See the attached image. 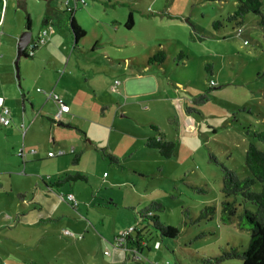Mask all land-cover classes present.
Segmentation results:
<instances>
[{
  "label": "rangeland",
  "instance_id": "1",
  "mask_svg": "<svg viewBox=\"0 0 264 264\" xmlns=\"http://www.w3.org/2000/svg\"><path fill=\"white\" fill-rule=\"evenodd\" d=\"M16 1L8 3V32L0 28L2 34L11 35L9 31H20L19 26L25 25L26 13ZM69 1L73 6V0ZM84 1L85 6L74 11L85 31L79 52L72 51L69 17L65 16L64 24V15L58 14L65 28L48 36L57 49L51 58L47 54L49 62H57L63 46L68 48L70 62L65 70L53 71L49 62L44 64L41 47L33 58L19 59L17 79V36L12 45L0 34V94L8 101L11 126L17 125L12 135L0 128V264H241L239 260L216 262L231 248L244 251L249 240V232L237 227L242 209L239 198L225 200L222 196L221 167L247 177L243 161L248 132L264 130V29L258 17L246 15L241 26L229 22L236 8L234 0ZM56 2L58 6L62 0ZM44 9L36 0L27 6L32 38L43 28ZM129 16L132 26L128 29ZM95 46L98 49L90 54ZM158 51L165 54L164 63L149 65L148 58ZM89 57L95 62L94 82L100 90L106 88L107 77L125 83L131 76L123 93L127 104L113 96L108 124L114 131L111 149L127 151L128 156L116 167L98 154L97 161L80 168L88 172L89 182L67 183L50 194L43 193L48 204L40 208L35 184L44 190L45 182L48 185L59 177L43 161L47 151L53 152L49 141L53 134L41 127L35 139L29 133L22 138L23 128L14 119L20 117L21 103L43 90L40 82L66 75L75 58L84 63L81 74L86 78L85 59ZM96 62H104L105 67ZM122 108L128 112L120 118L116 112ZM58 128L68 151L67 136L72 132ZM158 132L175 146L168 159L145 146L146 139H157ZM37 138L43 146L41 159L29 162L26 155L23 164L17 151L24 141ZM36 145H24L25 153L30 148L37 151ZM19 193L25 197L18 198ZM66 194L76 198L75 208L61 200ZM30 199L36 205L26 202ZM151 201L163 206L155 214L162 225L178 232L177 238H160L150 227L138 224V212ZM224 201L233 203L235 209L228 221L222 220ZM209 207L212 214L197 220ZM128 227L134 228V237L141 232L142 242L148 245H141L138 255L114 247V236ZM64 231L76 237L65 236Z\"/></svg>",
  "mask_w": 264,
  "mask_h": 264
},
{
  "label": "crops",
  "instance_id": "2",
  "mask_svg": "<svg viewBox=\"0 0 264 264\" xmlns=\"http://www.w3.org/2000/svg\"><path fill=\"white\" fill-rule=\"evenodd\" d=\"M9 1L11 0H7V1L0 0V28H4V31L6 32H8V30H6L7 28L5 27V23H6L7 6H8ZM31 1L32 0H23L25 4L24 12L26 13L25 14V25H26V15H28L26 10H27L28 4ZM36 1L41 2L45 8V0H36ZM64 1L65 0H62V2H60L57 6L55 4L57 3L56 0H49V4L51 5V7H46L44 10H45V13L49 9L50 12L64 15L63 22L65 24V20H66L65 16H67L68 18V15L64 13ZM67 1H68V5L70 6L71 5L70 1L69 0ZM80 7L78 6L77 9ZM71 17L74 19L75 23L81 28L80 24L74 17V12L72 13ZM25 25L24 27H22L21 25L19 26L18 30L20 31H9V34L11 35H6L2 33L0 34L2 35V37H5L7 41H9L13 45L14 43L13 40H15L13 39V36H17L16 38L18 41L19 36L26 29ZM62 26H65V25H62L58 19H53V20L48 21L47 25L45 26L46 31H47L46 41L42 46L37 47V49L35 50L31 58H33L36 55L37 50L43 47L40 49L39 54L40 53H42V55L43 53L45 54L44 64H47L50 61L47 57V54L49 53V58H51L52 57L51 55H53V52L55 54L57 53V49L55 47L54 40H51V38L49 39L48 36L52 34L54 31H57V33H60L65 28ZM69 34L72 38L70 31H69ZM35 38L31 37V39H35ZM17 41H16V44H17ZM72 42H73V38H72ZM47 43H49V45H46ZM62 49L64 53H62L61 58L60 59L58 58L57 62L51 61L48 63L51 66V70L53 71L56 70L57 68H62L63 70H65V68L68 66V63L70 62V57L68 56L66 57V52L68 48L63 46ZM97 49H98L97 46L91 48L90 54L95 53ZM74 50L75 49L72 48V51ZM79 50L80 49L77 47L76 52H79ZM103 57L106 59V61H109V59L106 58V55H103ZM62 59H66L65 63L62 62ZM85 61H86L85 65L87 67L86 78H84L83 75L81 74V72L82 73L85 72L84 70L85 67H83L84 63L82 64L81 61L75 58L74 63L71 64L72 66L70 67L66 75L65 73H63L62 75L60 74L57 77V80L53 78V80L50 82L41 81L40 86L43 88V90L38 91L37 95L35 94L34 96L31 95L27 97L26 104L23 102L21 103V109L19 111L20 117L17 116L14 119L16 124L19 125V129L21 130V128H23L24 132L21 134L22 138H25V135L29 133L30 137H32V139H35L36 138L35 134L36 132H39L41 127L44 130H46L47 133L53 134V138H49L51 148H53L52 149L53 152L47 151L45 154V157L47 159H44L43 161H45L50 166H52L53 168L51 170L53 171V173L59 176L56 181H59V180L61 181V179L65 175H67L64 172L77 171V174L85 176L86 179L88 177L87 182H89L88 172L82 171L80 168L81 166L85 165L88 161L89 162H93V160L97 161L98 154L101 156L102 159L109 161V164L115 165L116 167H119L121 165V161L126 159V156H128L127 151L115 152L111 149L110 140L112 138V134L114 131L111 126H108V124H109V118L111 115L110 108L113 106V100H114L113 98L116 96V98L121 100V102L125 101L127 104V100L125 99L126 96L123 95V93H125L126 84L129 82V79L131 78V76L125 78L126 80L125 83L124 81H122L121 83L118 80L120 83L118 87L116 88V92H112L111 87H112V83L117 79L111 80V77H110V80H111L110 81L107 77L106 79L108 80V82H107L106 88L103 90L102 89L100 90L98 86L96 85V83L94 82L95 76L98 73L94 69L95 64L93 63L95 62L93 61V58L92 57L86 58ZM97 64L98 65L103 64L102 68L105 67L104 62H102V64L101 63L100 64L97 63ZM42 71L44 72L45 69H43ZM50 92L55 94L58 100L62 104L66 105L68 108V112L62 114L58 121H54V115L57 112V105L51 99H47V96L45 94V93H50ZM20 94H21V99H24L22 92H20ZM110 95H111L110 97L111 101L109 102L108 99ZM0 99L2 100V105L8 108L7 99L1 94H0ZM118 107H121V105H119ZM122 109H118V111L116 112V114H118L120 118L121 117L123 118L124 114H127L128 112L127 110L125 109L122 110ZM9 112H10V109H9ZM9 118H10L9 124L7 126H1L0 124V128H2L8 135L9 134L12 135L15 132V130H17V125H13L12 127L11 126L12 119H11L10 114H9ZM54 124H56V126L58 127L65 128L66 132L67 131L72 132V135L70 137L67 136V139H70V143H71L70 149L68 151L66 148H64V143L66 142L65 136L58 135L57 131L60 128L58 127L55 128ZM152 128L153 126H151V129ZM77 133L82 135L83 140L78 138L77 135L79 134ZM96 135H98L99 137H97ZM159 136L161 135L158 132L157 138H159ZM39 141H40V138H37V140L35 141H32V140L30 142L24 141L22 143L21 148L17 151V156L20 158L23 164L26 163L24 162L26 161V158H25L26 155H27V161L29 162H34V161L36 162L41 159L40 154L43 151L42 149L43 146L38 143ZM30 144H37L36 146L38 149L36 151L30 148L26 154L24 151V148H25L24 145L29 146ZM50 152L54 154L53 157H47V153H50ZM57 152H63L64 154L61 156H56L55 154ZM75 154H80V155H79L77 164L74 165L72 160ZM108 156L114 158L116 163L111 162ZM58 157L60 158V160L58 159ZM61 157H65L67 162L61 160ZM68 175H71V174H68ZM31 176L34 177L35 181H37V179L38 181L40 180V177H38L37 175L31 174ZM53 183H50V184H53ZM50 184L47 185V183L45 182L44 190H40L39 187H37V185L35 184L34 191L35 192L38 191L39 193L37 194L41 198V200L39 201L40 205L38 204L40 208H44V206L48 204V201H46L45 197L42 196L43 193L50 194L52 192V189H60L63 187V186L50 187ZM17 197L23 199L25 195L19 193ZM50 198L54 199L56 202L58 201L53 196H51ZM26 202H29L28 203L29 205H36L32 203L31 199L27 200ZM110 204L112 203L110 202ZM116 236L117 235H115L114 238ZM128 239L129 238H127V240ZM139 244L140 246L144 245L145 248L148 246L146 243H143L142 240L141 242H139ZM123 250H126L132 253L133 255H136V254L138 255L141 249L140 247H137V246L127 245V247H124ZM115 257H120V255L117 254Z\"/></svg>",
  "mask_w": 264,
  "mask_h": 264
},
{
  "label": "trees",
  "instance_id": "3",
  "mask_svg": "<svg viewBox=\"0 0 264 264\" xmlns=\"http://www.w3.org/2000/svg\"><path fill=\"white\" fill-rule=\"evenodd\" d=\"M205 1L215 2L222 0ZM234 1L236 8L233 14L228 17L229 22H234L237 26H241L246 15L252 14L258 17V25L264 29V15L261 12V0ZM17 6L20 9H24L25 4L23 0H18ZM71 15H68L70 18L69 31L73 38V48L76 49L79 41L84 38L85 32L75 23ZM57 18L58 14L50 12L48 9L42 19L41 26L45 27L49 20ZM213 25L216 27L218 23L215 22ZM25 26V28L29 30L30 20L28 15H26ZM125 26L128 29L132 26L130 16L128 17ZM24 56L25 58H31L26 54L25 50ZM165 58V54L158 51L148 58V62L149 65L158 66L164 63ZM247 136L249 137L248 145L243 161L244 168L247 171V177L240 178L235 171L221 167V193L225 200L234 197L239 198L242 209L237 217V227L241 230L246 229L249 232V240L244 251L238 252L235 248H231L229 251H224L216 259L217 263L226 260H239L241 264H264V130L248 132ZM258 144H260L263 149H260ZM145 146L149 149L157 150L159 155L165 159L172 156L175 147L172 142L166 141L161 136L157 139L151 137L148 138L145 142ZM79 155L80 154H75L73 156L72 162L74 165L77 164ZM108 158L111 162L116 163L114 158L110 156H108ZM76 181L87 183L85 176L76 173L65 175L61 181L59 180L50 184V187H60L64 186V184H72ZM163 209L164 208L160 203L151 201L146 208L138 212V224L144 225L145 228L150 227L160 238L175 239L178 236V232L169 226L162 225L159 222V217L155 214L156 212H162ZM212 212L213 210L211 207L207 208L200 214L197 220L212 214ZM222 215V220L224 221H228L230 217L235 215L233 203H228L226 201L222 202ZM128 238L129 239H126L124 243V247H127V245L140 247L139 242L143 239V235L141 232H137L135 237L131 234Z\"/></svg>",
  "mask_w": 264,
  "mask_h": 264
},
{
  "label": "built area",
  "instance_id": "4",
  "mask_svg": "<svg viewBox=\"0 0 264 264\" xmlns=\"http://www.w3.org/2000/svg\"><path fill=\"white\" fill-rule=\"evenodd\" d=\"M78 6L84 7L85 1L84 0H73V6L70 7L68 5V1L65 0L64 1V13L67 15H71L77 9ZM239 32L240 31L238 30V33ZM46 37H47V31H46V28L44 27L40 31L39 35L35 39H31L30 42L28 43L27 47L25 48L26 54L29 57H32L35 50L37 49V47H40L45 43ZM118 85H119V82L114 81V83L111 87V91L116 92V88ZM45 94L47 96V99H51L57 105V112L54 115V121H58L62 114L68 112V108L66 105L62 104L58 100V98L55 94H53L51 92L45 93ZM9 114H10L9 109L2 105V100L0 99V124H1V126H7L9 124V122H10ZM63 154H64L63 152H57L55 155L61 156ZM53 156H54L53 153H51V152L47 153V157H53ZM60 198L62 201L67 202L72 207H74V208L76 207L75 197L72 194H66L65 196H61ZM132 232H134V228L129 227L126 231H123V232H120L119 234H117V236L114 238V247L117 249H123L126 239L132 234ZM64 235L68 236V237H72V238L76 237L74 234H71L67 231L64 232ZM77 238L80 239L81 236H77ZM154 248L155 249L159 248L158 242H155ZM104 255H108L107 252H105Z\"/></svg>",
  "mask_w": 264,
  "mask_h": 264
},
{
  "label": "water",
  "instance_id": "5",
  "mask_svg": "<svg viewBox=\"0 0 264 264\" xmlns=\"http://www.w3.org/2000/svg\"><path fill=\"white\" fill-rule=\"evenodd\" d=\"M18 0L16 1V5ZM51 7L49 4V0H45V8ZM20 9V8H19ZM24 13V9H20ZM31 40V34L28 29H25L22 34L19 36L17 44H16V56L14 60V69H15V76L18 79V62L20 58H25L24 50L27 47L28 43Z\"/></svg>",
  "mask_w": 264,
  "mask_h": 264
}]
</instances>
